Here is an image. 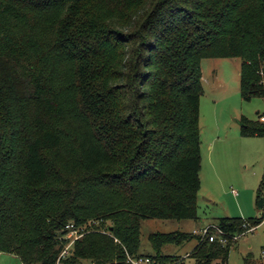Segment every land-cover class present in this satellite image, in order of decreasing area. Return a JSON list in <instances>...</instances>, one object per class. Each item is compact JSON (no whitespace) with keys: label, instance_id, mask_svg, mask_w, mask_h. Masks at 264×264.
I'll list each match as a JSON object with an SVG mask.
<instances>
[{"label":"trees","instance_id":"16d2710c","mask_svg":"<svg viewBox=\"0 0 264 264\" xmlns=\"http://www.w3.org/2000/svg\"><path fill=\"white\" fill-rule=\"evenodd\" d=\"M205 59H240L242 98L264 99V0H0V254L57 264L68 225L103 221L111 235L86 234L62 264H178L163 248L199 238L153 234L143 255L141 225L199 220ZM256 207L216 225L259 227L264 180ZM232 249L205 240L189 258Z\"/></svg>","mask_w":264,"mask_h":264},{"label":"rangeland","instance_id":"374dc122","mask_svg":"<svg viewBox=\"0 0 264 264\" xmlns=\"http://www.w3.org/2000/svg\"><path fill=\"white\" fill-rule=\"evenodd\" d=\"M240 69V59L203 60L200 103L203 169L198 198L199 220H144L141 254L157 255L149 240L153 234H193L223 218L248 220L258 217L256 198L264 180V138L242 136L240 121L243 117L260 121V116L264 115V99L257 97L245 101L242 98ZM197 244L195 239L182 246L167 245L162 254L175 256L178 264H198L193 256L186 258ZM231 244L233 249L226 264H246L249 257L253 263L264 264V222L254 232L244 231ZM0 264L23 263L17 256L2 253Z\"/></svg>","mask_w":264,"mask_h":264},{"label":"built area","instance_id":"2783aa9c","mask_svg":"<svg viewBox=\"0 0 264 264\" xmlns=\"http://www.w3.org/2000/svg\"><path fill=\"white\" fill-rule=\"evenodd\" d=\"M260 121L264 123V115L260 116ZM234 194L237 195L235 191ZM103 224V221H91L83 227H79L74 223L67 226L65 232L59 237L61 244L63 245V250L57 260V264H62V261L67 259L72 255V250L74 244L80 240L83 236L90 232H100L103 234L111 235L110 232L106 231L105 228H99ZM245 231L254 232L258 227H251L248 223L245 222L244 226ZM193 235L199 238L198 243L205 240H209L210 243L218 241L222 245H227L232 241H236L240 238L242 234L236 236H228L224 231L216 224L209 225L203 229L195 230ZM264 253V252H263ZM190 254L186 255V258H189ZM128 264H155V261L149 257H133L128 255Z\"/></svg>","mask_w":264,"mask_h":264},{"label":"crops","instance_id":"0c3cea01","mask_svg":"<svg viewBox=\"0 0 264 264\" xmlns=\"http://www.w3.org/2000/svg\"><path fill=\"white\" fill-rule=\"evenodd\" d=\"M202 169H203V168H202ZM258 212H259V213H258V217H256V218H259L260 215H262V212H261V211L258 210ZM227 218H231V217H227ZM235 218H239V217H235ZM240 218H241V217H240ZM248 219H252V218H248Z\"/></svg>","mask_w":264,"mask_h":264},{"label":"water","instance_id":"95a60500","mask_svg":"<svg viewBox=\"0 0 264 264\" xmlns=\"http://www.w3.org/2000/svg\"><path fill=\"white\" fill-rule=\"evenodd\" d=\"M261 217H262V215H260V217H259V218H261ZM113 230H114V228H113V227H111V228H110V231H111V232H113Z\"/></svg>","mask_w":264,"mask_h":264}]
</instances>
